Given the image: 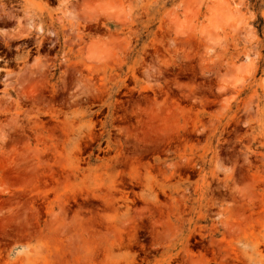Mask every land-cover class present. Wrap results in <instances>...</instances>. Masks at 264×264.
I'll return each mask as SVG.
<instances>
[{"label": "rangeland", "instance_id": "obj_1", "mask_svg": "<svg viewBox=\"0 0 264 264\" xmlns=\"http://www.w3.org/2000/svg\"><path fill=\"white\" fill-rule=\"evenodd\" d=\"M0 264H264V0H0Z\"/></svg>", "mask_w": 264, "mask_h": 264}, {"label": "bare ground", "instance_id": "obj_2", "mask_svg": "<svg viewBox=\"0 0 264 264\" xmlns=\"http://www.w3.org/2000/svg\"><path fill=\"white\" fill-rule=\"evenodd\" d=\"M220 16L221 17H225V15L223 16V14L221 15V12H220V10H219V8L218 9H213L212 11H211V13H210V17H211V19H210V21H209V25L210 26H214L215 24H216V22L220 19ZM232 17V15L231 16H226V19L227 18H231ZM228 20V19H227ZM220 21V20H219ZM184 23V22H183ZM180 24V23H179ZM178 24V25H179ZM182 24V23H181ZM181 24H180V26H181ZM183 25V24H182ZM181 27H183V26H181ZM180 28V27H179ZM180 30H181V28H180ZM235 81L232 83L233 85L234 84H236V83H238V81H239V79H234Z\"/></svg>", "mask_w": 264, "mask_h": 264}, {"label": "trees", "instance_id": "obj_3", "mask_svg": "<svg viewBox=\"0 0 264 264\" xmlns=\"http://www.w3.org/2000/svg\"><path fill=\"white\" fill-rule=\"evenodd\" d=\"M259 21H261V20H259Z\"/></svg>", "mask_w": 264, "mask_h": 264}]
</instances>
